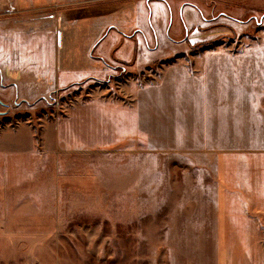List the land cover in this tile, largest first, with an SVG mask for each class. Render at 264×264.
Returning <instances> with one entry per match:
<instances>
[{
	"label": "rangeland",
	"instance_id": "obj_1",
	"mask_svg": "<svg viewBox=\"0 0 264 264\" xmlns=\"http://www.w3.org/2000/svg\"><path fill=\"white\" fill-rule=\"evenodd\" d=\"M182 1L189 50L0 97V264L216 263L219 173L264 174V0Z\"/></svg>",
	"mask_w": 264,
	"mask_h": 264
},
{
	"label": "crops",
	"instance_id": "obj_2",
	"mask_svg": "<svg viewBox=\"0 0 264 264\" xmlns=\"http://www.w3.org/2000/svg\"><path fill=\"white\" fill-rule=\"evenodd\" d=\"M201 12L182 0H0V51L15 53L0 63V97L33 102L187 51L206 35ZM216 198L215 264H264V174L219 173Z\"/></svg>",
	"mask_w": 264,
	"mask_h": 264
}]
</instances>
